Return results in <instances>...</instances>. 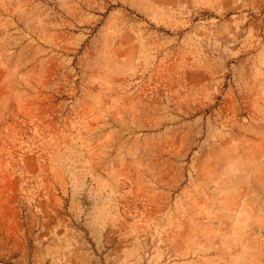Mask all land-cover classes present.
<instances>
[{
  "label": "rangeland",
  "instance_id": "obj_1",
  "mask_svg": "<svg viewBox=\"0 0 264 264\" xmlns=\"http://www.w3.org/2000/svg\"><path fill=\"white\" fill-rule=\"evenodd\" d=\"M0 264H264V0H0Z\"/></svg>",
  "mask_w": 264,
  "mask_h": 264
}]
</instances>
